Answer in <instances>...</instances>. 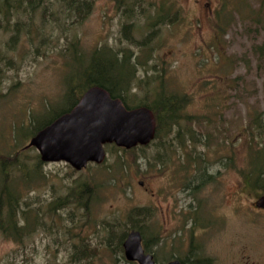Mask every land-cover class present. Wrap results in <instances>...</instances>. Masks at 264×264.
Masks as SVG:
<instances>
[{
	"label": "rangeland",
	"instance_id": "374dc122",
	"mask_svg": "<svg viewBox=\"0 0 264 264\" xmlns=\"http://www.w3.org/2000/svg\"><path fill=\"white\" fill-rule=\"evenodd\" d=\"M69 1L43 0L42 7L49 9L45 24L44 8L30 20L24 10L9 17L0 5V154L14 156L28 145L30 134L24 139L21 133L33 115L47 121L68 109L80 91L71 98L66 92L81 85L93 52L109 47L144 64L136 67L129 94L134 105L146 97L149 81L159 78L166 90L189 99L185 111L200 120L194 131L208 142L197 148V155L211 169V179L202 188L191 182L198 156L189 149H172L161 158L154 148L122 153L107 146L105 163L81 172L64 163L43 164L34 186L22 189L30 210L40 209L42 226L23 243L0 232V264H125L124 254H114L116 242L108 241L105 227L118 223L113 230L129 234L127 218L134 209L152 215L145 231L160 240L152 248L157 263L173 258L189 263L192 236L186 233L185 218L195 215L200 203L219 205L223 218L201 211L213 230L223 229L197 235L195 245L204 247L200 259L264 264V211L255 208L264 193L242 176L249 162L248 137L253 146H264V130L250 127L256 115H264V0H142L132 19L116 0H78L79 12L72 17L66 11ZM157 8L173 11V24L153 27ZM17 24L22 25L18 37L13 32ZM41 30L46 40L30 42ZM73 43L78 44L76 55ZM37 156L28 149L21 159L31 169ZM120 157L129 163L123 177L111 170ZM158 159H163L160 172ZM112 176L117 180L111 182ZM93 183L101 188L95 190L89 212L75 204L54 210L79 185ZM82 240L92 253L87 259L76 258L79 248L74 247Z\"/></svg>",
	"mask_w": 264,
	"mask_h": 264
},
{
	"label": "trees",
	"instance_id": "16d2710c",
	"mask_svg": "<svg viewBox=\"0 0 264 264\" xmlns=\"http://www.w3.org/2000/svg\"><path fill=\"white\" fill-rule=\"evenodd\" d=\"M39 1L41 0H0V5L2 11L5 12L7 16H12L13 11L23 12L24 10V13L28 14L30 20H33L39 9L44 8L42 21L45 24L47 22V12L49 9L47 6L42 7L41 2H43V0L40 3ZM77 2L78 0H70L67 2V15H71L72 17L76 16V13L79 12ZM116 3L118 4V9L122 13H128L129 19H132L133 16L138 14L137 9L141 7L142 0H116ZM172 13L173 11L165 12L163 9L157 8L153 18V27H161L169 22L173 24V16H176V14L173 15ZM150 19H152V17ZM30 23L27 25V28L31 25ZM127 27L125 26L124 31ZM13 29V32L18 37L21 33L22 25H14ZM33 35H36L35 38H30V42L33 44L36 42V37H41L44 41L46 40L43 30L38 33L35 32ZM15 40H17V38L14 39V42ZM71 46L76 55L78 44L73 43ZM144 46L145 45H142V47ZM132 60V54L127 55L124 52L116 53L109 47L99 48L94 51L88 67L81 73L79 79L81 85L70 89L65 94V97L71 98L75 95L76 91H80L75 97L74 103L68 109L53 114V117L47 121H43L41 116L33 115L29 128L26 130L27 132L21 133V135H24V139L29 137V134L31 138L34 137L56 119L69 113L79 103L81 97L88 89L100 87L106 90L112 99H120L128 110L146 107L152 111L156 119V137L154 142L147 147H138L131 151L119 149L120 152L128 153L139 149L145 151L154 148L158 155L163 157L164 154L168 155L169 151L172 149L174 152L189 149V152L197 155V148L207 147L208 142L205 141L202 135L198 136L194 131V125L200 123V120L197 118L192 119L187 115L185 111V107L189 103L187 97H181L174 92L166 90L163 79L159 78L149 81L150 89L145 91L146 97L144 99L140 100L135 105L129 101V94L130 91H132L131 87L135 80L136 67L144 65L135 61V63H132ZM263 117L264 115L262 114L256 115L250 127L253 125L255 130H259V132L263 131ZM202 121L207 122V119H203ZM248 138L250 140L248 153L249 162L248 168L246 171H243L242 176L243 179L248 180L251 188L258 189L264 193V146L261 144L253 146L254 143H251L253 142L251 141L252 138ZM15 139L19 141L18 135H16ZM25 152L26 150L24 148L22 151L16 152L14 156L0 154V232L4 238L12 239L19 243H23L24 239L33 234L36 228L42 226V214H40V209L30 210L22 197V189L24 187L29 188L30 186H34L36 181L34 179L39 178L43 163L40 161V157L37 156L35 158L36 162L34 167L29 169L28 165L21 159V156L24 155ZM197 156L198 158H194L193 162L195 164H203L204 159L200 157L201 155ZM252 166L257 168L256 171L253 170L254 168H252ZM128 168L129 163L120 157L111 170L113 175L123 177L127 175ZM201 171L202 167H198L197 173L200 174L202 173ZM16 173H18V175H16ZM33 180L34 182L31 184ZM116 180L117 178L112 176L111 182ZM99 188L101 187L97 183H93L92 185L81 184L77 187L75 193L73 192L64 200H60V202L55 205L54 210H61L68 204H75L77 208L81 207L86 210V212H89V203L91 202L94 192H96L95 190ZM31 212H34V215H31ZM151 217L152 215L145 209H134L127 218V221L132 226V231L135 230L141 233L144 250L146 253L150 254H152V248L156 246L159 240L157 237H154V235L147 237L145 229ZM116 224L117 225L106 224L105 228L109 229L108 241L111 243L114 241L116 242L114 254L118 253L123 256L124 251L122 246L128 233L124 232L120 234L118 231L113 230L119 227V224ZM87 245L88 244H85L82 240L79 247H74L76 250L79 248L76 258L87 259L91 257L90 254L92 253H90V248ZM178 260L182 264H186L185 261ZM125 264L135 263H128L125 261Z\"/></svg>",
	"mask_w": 264,
	"mask_h": 264
},
{
	"label": "water",
	"instance_id": "95a60500",
	"mask_svg": "<svg viewBox=\"0 0 264 264\" xmlns=\"http://www.w3.org/2000/svg\"><path fill=\"white\" fill-rule=\"evenodd\" d=\"M155 137L156 119L152 111L146 107L128 110L106 90L92 87L69 113L32 137L25 150L35 149L43 164L64 163L81 172L89 165L105 163L106 146L131 151L149 146ZM256 207L264 209V198ZM122 247L126 262L156 264L154 256L145 252L139 231H131Z\"/></svg>",
	"mask_w": 264,
	"mask_h": 264
},
{
	"label": "flooded vegetation",
	"instance_id": "af4514ba",
	"mask_svg": "<svg viewBox=\"0 0 264 264\" xmlns=\"http://www.w3.org/2000/svg\"><path fill=\"white\" fill-rule=\"evenodd\" d=\"M159 156L162 158L161 155H159ZM156 162H157V167L159 168V172H160L161 167L163 165V159H158ZM198 167H202V171H201L202 173H200V174L197 173ZM210 170L208 167H205V164H195V166L193 167V173L191 174V176H193L191 182L195 185L197 184L196 188H202L206 184L207 181H210V179H211L210 173H209ZM218 174H219V172H218ZM139 185L141 187H143L144 183L140 182ZM161 193H162V191H161ZM159 202L160 201H157L158 204H159ZM206 208L208 209V211H206ZM255 208L259 211H264V209L257 208L256 205H255ZM209 209L210 210L213 209V211L209 212ZM196 210H197V212L195 215H191L190 217L185 218V221H186L185 222L186 223L185 228L187 227V229H188L187 231L186 230L185 231H186L187 235L190 234L192 236V239H191L190 244H189V246L191 247L190 257H189L190 262L189 263L190 264H213L212 259L208 256H206L203 259L199 258L201 256V252H203V250H204V247L202 244L195 245L194 239H196L197 235L206 236V235H209L210 233L215 234V233H219L223 229L222 228L218 232L213 230L215 228H213V225L210 222L209 218L207 217V218L203 219L202 218L203 215L201 213V211L204 210V212L206 213L207 216L212 217V215H211V213H212L213 216H215V218H217L219 220H223V218L221 216V209H220L219 205L217 207L208 208L206 206V204L200 203V204L196 205ZM189 224L191 225L190 226L191 228H188ZM159 245H160V240H158L156 247L158 248ZM203 256H205V255H203ZM203 256H201V257H203ZM175 260H178V259L173 258L169 262L162 263V264H168V263L175 261ZM155 263L160 264V263H157L156 261H155ZM189 263L186 262V264H189Z\"/></svg>",
	"mask_w": 264,
	"mask_h": 264
}]
</instances>
